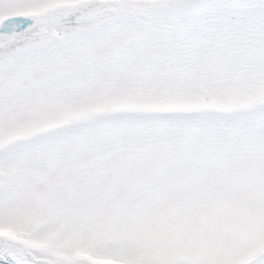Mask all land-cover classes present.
Segmentation results:
<instances>
[{
    "label": "snow or ice",
    "instance_id": "1",
    "mask_svg": "<svg viewBox=\"0 0 264 264\" xmlns=\"http://www.w3.org/2000/svg\"><path fill=\"white\" fill-rule=\"evenodd\" d=\"M0 264H264V0H0Z\"/></svg>",
    "mask_w": 264,
    "mask_h": 264
}]
</instances>
